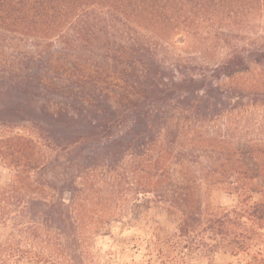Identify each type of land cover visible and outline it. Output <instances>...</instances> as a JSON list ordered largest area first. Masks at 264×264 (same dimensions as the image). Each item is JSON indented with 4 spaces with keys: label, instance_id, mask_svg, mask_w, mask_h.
I'll use <instances>...</instances> for the list:
<instances>
[{
    "label": "trees",
    "instance_id": "16d2710c",
    "mask_svg": "<svg viewBox=\"0 0 264 264\" xmlns=\"http://www.w3.org/2000/svg\"><path fill=\"white\" fill-rule=\"evenodd\" d=\"M242 2L0 0V127L28 125L37 137L0 139V166L12 175L0 186V264H84L74 208L81 192L77 178L92 169L114 172L125 160L136 163L130 172L145 186L154 185L156 202L180 215L181 231L202 218L196 187L206 180L201 169L206 152H167L159 144L174 134L173 151L177 134H190L189 124L201 128L215 118L218 89L201 86L194 76L177 79L153 39L188 42L201 27L193 18L204 15L207 5L241 8ZM258 51L227 52L216 64L218 79L248 72L251 64L264 68V59L253 58ZM83 52H101L99 68L112 70L91 80L88 90L81 88L87 93L79 84L89 86L88 76L76 75V57ZM178 110L185 111L179 115L184 121L176 117ZM92 133L106 139L82 152ZM82 154L86 157L76 162ZM234 189H240L238 204L209 220L213 237L202 246L249 258L248 190ZM255 212L253 231L264 221V214ZM250 260L246 264H264V243Z\"/></svg>",
    "mask_w": 264,
    "mask_h": 264
},
{
    "label": "rangeland",
    "instance_id": "374dc122",
    "mask_svg": "<svg viewBox=\"0 0 264 264\" xmlns=\"http://www.w3.org/2000/svg\"><path fill=\"white\" fill-rule=\"evenodd\" d=\"M237 2L240 4L241 0ZM242 4L241 8L207 5L204 15L193 18L201 27L188 42L185 38L168 43L153 39L159 57L166 65L174 66L177 79L194 76L201 81V86L208 88L213 84L218 89L215 118H209L201 128L189 124L190 134L186 137L183 132L182 136L177 134L173 151H170V140L174 134L164 135L159 144L167 152H206L201 167L206 180L196 187L204 215L190 220L189 229L183 232L180 215L167 212L156 202L154 185L145 186L140 175L130 172L136 163L125 160L111 173L108 168L92 169L77 178L81 192L74 205L81 222L78 232L83 239L84 264H246L262 247L264 221L260 223L261 229L253 231V215L255 211L259 216L264 214V68L251 64L248 72L220 79L214 72L216 64L235 47L244 52L258 49V57L253 58L264 59L259 57L264 50V0H243ZM98 53L83 52V57H76L79 63L76 75L88 76L90 80L89 86L79 84L80 89L93 87L91 80L98 75H110L111 69L99 68L98 62L103 59L96 57ZM179 115H186L185 111L178 110L176 117ZM16 135L37 138L28 125L0 127V139ZM105 136L92 133L87 149L82 152L93 151L105 141ZM191 139L200 143H193ZM85 157L82 154L75 158L76 162ZM192 170L199 168L192 167ZM11 177L0 166V186L7 185ZM236 187L248 190L249 237L253 239L249 258L222 251L210 253L202 246L213 237L209 220L215 222L238 204L240 189Z\"/></svg>",
    "mask_w": 264,
    "mask_h": 264
}]
</instances>
